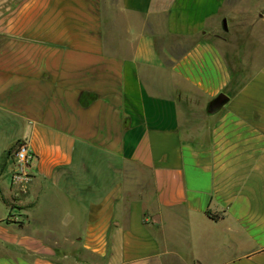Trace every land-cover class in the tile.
Listing matches in <instances>:
<instances>
[{"label":"crops","instance_id":"0c3cea01","mask_svg":"<svg viewBox=\"0 0 264 264\" xmlns=\"http://www.w3.org/2000/svg\"><path fill=\"white\" fill-rule=\"evenodd\" d=\"M258 23L252 0H0V264H264Z\"/></svg>","mask_w":264,"mask_h":264},{"label":"built area","instance_id":"2783aa9c","mask_svg":"<svg viewBox=\"0 0 264 264\" xmlns=\"http://www.w3.org/2000/svg\"><path fill=\"white\" fill-rule=\"evenodd\" d=\"M8 158L14 166L18 167L19 171L13 173L11 183L19 185L29 179V175L23 171L29 168L34 155L31 152L28 144L24 140H19L15 143L14 147L8 152Z\"/></svg>","mask_w":264,"mask_h":264},{"label":"rangeland","instance_id":"374dc122","mask_svg":"<svg viewBox=\"0 0 264 264\" xmlns=\"http://www.w3.org/2000/svg\"><path fill=\"white\" fill-rule=\"evenodd\" d=\"M111 3L116 5L117 0H110ZM252 6H253V11L258 14H262V11H264V0H252ZM254 37L252 36L251 38V47L255 48L261 45V40L264 39V23H258V26L255 28L253 31ZM260 41V42H259Z\"/></svg>","mask_w":264,"mask_h":264},{"label":"water","instance_id":"95a60500","mask_svg":"<svg viewBox=\"0 0 264 264\" xmlns=\"http://www.w3.org/2000/svg\"><path fill=\"white\" fill-rule=\"evenodd\" d=\"M227 102V97L224 94H219L212 103L208 105V110L214 112L220 109Z\"/></svg>","mask_w":264,"mask_h":264},{"label":"trees","instance_id":"16d2710c","mask_svg":"<svg viewBox=\"0 0 264 264\" xmlns=\"http://www.w3.org/2000/svg\"><path fill=\"white\" fill-rule=\"evenodd\" d=\"M212 101H213V100H212ZM212 101H211L210 103H212ZM210 103H209V104H210ZM206 214H208V213H206ZM208 215H209V214H208Z\"/></svg>","mask_w":264,"mask_h":264}]
</instances>
